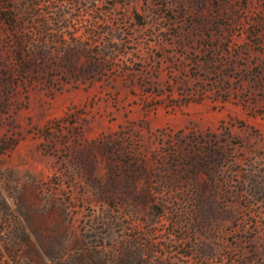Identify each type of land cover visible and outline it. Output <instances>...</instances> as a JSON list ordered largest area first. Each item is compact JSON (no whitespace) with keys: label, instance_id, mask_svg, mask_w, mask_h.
Here are the masks:
<instances>
[{"label":"rangeland","instance_id":"obj_1","mask_svg":"<svg viewBox=\"0 0 264 264\" xmlns=\"http://www.w3.org/2000/svg\"><path fill=\"white\" fill-rule=\"evenodd\" d=\"M0 264H264V0H0Z\"/></svg>","mask_w":264,"mask_h":264},{"label":"trees","instance_id":"obj_2","mask_svg":"<svg viewBox=\"0 0 264 264\" xmlns=\"http://www.w3.org/2000/svg\"><path fill=\"white\" fill-rule=\"evenodd\" d=\"M39 49V54L43 57V59H51L50 53L47 51L44 52L43 46H41ZM18 50L21 53H19V58L21 61V65L23 66L27 56L25 55V50L23 49V47H20ZM84 55L88 57L90 62V67L87 70L88 73H101L105 70L114 69V67L116 66L114 58H101L96 56L91 50V44H88L86 46L83 45L82 48H78V50H76L74 53L68 55V59L69 61H73L76 57ZM85 72L81 73L85 75Z\"/></svg>","mask_w":264,"mask_h":264}]
</instances>
